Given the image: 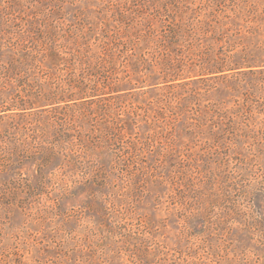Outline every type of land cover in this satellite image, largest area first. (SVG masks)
Segmentation results:
<instances>
[{"label": "rangeland", "instance_id": "1", "mask_svg": "<svg viewBox=\"0 0 264 264\" xmlns=\"http://www.w3.org/2000/svg\"><path fill=\"white\" fill-rule=\"evenodd\" d=\"M219 46L264 0H0V264H264V82L162 79Z\"/></svg>", "mask_w": 264, "mask_h": 264}, {"label": "trees", "instance_id": "2", "mask_svg": "<svg viewBox=\"0 0 264 264\" xmlns=\"http://www.w3.org/2000/svg\"><path fill=\"white\" fill-rule=\"evenodd\" d=\"M171 38H174V35H170ZM215 38V37H214ZM231 49L223 50V46H219L217 50H213L211 47L208 48V50L205 52L207 54L203 58V65H200L196 71L189 70V76L181 77L178 74H170L167 78V76H164L163 83L165 86H167L168 82L181 79V78H197L199 79H209V78H228V77H246L249 76L250 78L259 80L264 82V62H259L258 64L249 65L246 64V68L248 70H243L242 67L244 65L243 63L237 62L234 60V55H230L229 52ZM124 77V76H123ZM125 79V78H123ZM238 80V79H237ZM89 82L91 80L89 79ZM93 82H96L93 80ZM89 85L88 82L85 80H80L76 78H70V80L67 82L65 81V84H56L53 89H50L49 91H42L38 90L36 91L35 97L36 102H31L32 104H39L37 106H43V105H56L62 102H68L73 99H82V98H89L91 96L96 95H102L104 93H97V90H93L91 92H86L84 86ZM94 86V85H93ZM76 88L79 90L78 98L74 97V92L72 90Z\"/></svg>", "mask_w": 264, "mask_h": 264}]
</instances>
